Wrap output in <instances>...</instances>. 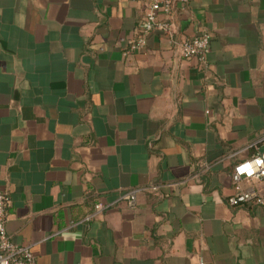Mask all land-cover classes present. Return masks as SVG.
<instances>
[{"label":"crops","instance_id":"1","mask_svg":"<svg viewBox=\"0 0 264 264\" xmlns=\"http://www.w3.org/2000/svg\"><path fill=\"white\" fill-rule=\"evenodd\" d=\"M144 13L0 0L6 230L36 264H264V207L229 203L264 150V0H190L177 36L210 32L203 64L159 32L128 52Z\"/></svg>","mask_w":264,"mask_h":264},{"label":"built area","instance_id":"2","mask_svg":"<svg viewBox=\"0 0 264 264\" xmlns=\"http://www.w3.org/2000/svg\"><path fill=\"white\" fill-rule=\"evenodd\" d=\"M145 13L141 27L135 38L129 43L128 52H140L146 48L148 36L159 32L168 39L180 58H195L205 63L210 51L211 34L207 30H199L194 35L179 38L176 19L186 13L190 0H143ZM264 144V134L256 145ZM256 146V147H257ZM260 161L259 164L256 162ZM235 192L229 198L232 206L243 203L257 204L264 207V150H257L251 158L234 165L231 174ZM161 186L152 184L145 187L132 188L120 196L130 208H135L138 196L144 192L159 193ZM9 203L8 193L0 188V264H36V258L28 246L15 243L6 230V207ZM108 205H95V214ZM93 214V215H95ZM198 264H203L198 263Z\"/></svg>","mask_w":264,"mask_h":264},{"label":"clouds","instance_id":"3","mask_svg":"<svg viewBox=\"0 0 264 264\" xmlns=\"http://www.w3.org/2000/svg\"><path fill=\"white\" fill-rule=\"evenodd\" d=\"M256 163H257V164H259V163H260V161H257Z\"/></svg>","mask_w":264,"mask_h":264}]
</instances>
